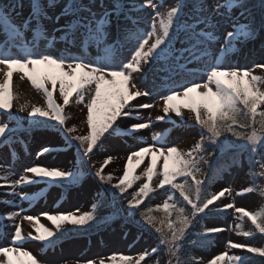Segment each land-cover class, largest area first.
I'll return each mask as SVG.
<instances>
[{"label":"snow or ice","instance_id":"obj_1","mask_svg":"<svg viewBox=\"0 0 264 264\" xmlns=\"http://www.w3.org/2000/svg\"><path fill=\"white\" fill-rule=\"evenodd\" d=\"M257 42L264 48V0H0V146L11 149L22 131L49 129L77 157L71 168L28 165L13 180L9 165L0 176V187L11 189L8 195L13 197L6 203L16 198L35 202V195L23 191L26 186L71 188L88 175L108 186L103 191L112 190L114 201L118 196L126 205L112 217L100 214V201L86 212L42 213L51 227L23 209L7 212L0 227L9 232L11 243L0 247V264H47L24 244L32 241L41 251L54 250L62 239L110 226L118 215L126 226L153 236L155 246L136 257L112 254L84 264H205L192 250L212 245L219 233L233 231L245 241L264 239V204L255 211L236 204L237 197L252 193L264 199V75L230 63L242 46ZM127 44L132 45L129 56L119 59ZM92 48L95 57L89 55ZM153 68L166 88L156 92L162 114L155 120L137 114V122L122 127V119L157 106L132 103L155 98V87L143 83ZM254 68L264 70V63ZM14 76L26 80L43 105L25 102L17 107ZM73 104L82 106V128L68 125L73 117L66 110ZM173 117L180 118L179 125ZM155 123L194 127L199 138L181 149L168 145L165 132L153 130L151 143L127 154L118 177L105 172L113 163L110 155L98 167L91 163L90 171L86 161L112 138L145 142L143 133ZM229 149L231 158L222 161ZM55 151L43 146L36 156ZM11 158L14 162L15 151ZM245 163L249 186L237 190L227 184L211 190L214 182ZM157 195L162 202L152 204ZM229 212L234 221L229 228L208 226L210 218ZM247 254L264 264V246L231 240L206 264H251Z\"/></svg>","mask_w":264,"mask_h":264},{"label":"rangeland","instance_id":"obj_2","mask_svg":"<svg viewBox=\"0 0 264 264\" xmlns=\"http://www.w3.org/2000/svg\"><path fill=\"white\" fill-rule=\"evenodd\" d=\"M6 2L12 1L6 0ZM139 2L140 0H137V3ZM161 2L171 3L172 0H161ZM24 11L25 14H27V8H25ZM141 27H144V25H141ZM131 48V44L125 45V47H123L120 52L123 53V55L119 56L118 58L123 59L128 57ZM73 54L80 55L79 52L75 51ZM89 55L91 57H95L97 55L96 49H90ZM230 63L233 66H239L241 68H252L255 74L264 75V70L254 68L255 64L264 63V48L261 47L259 42L255 44L244 45L239 49V52L233 57ZM145 68L148 69L149 66L146 65ZM160 76L161 75L156 71V69L153 68L148 70L147 74L143 78V83L149 88L155 87V98L141 97L132 102L133 104L137 105L140 103H153L157 106L153 109H140L138 110V113H134L132 118L122 119L119 121L122 127L137 122L135 119L137 114L142 118H146L147 116L151 115L153 120H155L157 115L162 114L159 112V104L157 103L159 97L156 95V92L166 90V88L162 84V77ZM137 79H139V77H137ZM185 82V80L179 79V83ZM172 86L174 87L175 85L173 84ZM14 90L19 95V99L15 102L17 107L19 104L25 102L43 105V99L41 95L32 89L26 80L21 82L18 76H14ZM81 107L82 106L78 107L73 104L69 109L66 110V112L71 114L73 117V119L68 121L69 126L75 124L78 128L83 127L81 124L83 119V114L80 110ZM16 114L26 118V113L17 112ZM0 119H3V117H0ZM173 119L177 122V125L180 124V118L173 117ZM185 119H187V114L185 115ZM13 126H15V122H13ZM23 127L27 128V123H24ZM169 129H171L170 132L168 131ZM42 130L34 129L30 133H24L22 131L19 134L17 140L13 143L11 149L6 146H0V165L4 166V168H0V176L6 174L5 169H7L9 165L14 168L15 172V174L10 177V180L18 178V175L23 173L24 168L32 164L60 168H71L73 166L77 158L75 155L76 150L72 148L70 151H67L62 137L53 133L49 129H45L44 131ZM153 130L165 132L167 135L168 145L178 146L181 149L189 148L191 144H193L195 140L199 138V130L194 127H177L171 124L155 123L154 129L146 130L143 133V135L146 137L145 142L133 140L125 141L112 138L105 145V147L93 157L92 161H87V164L90 166L91 163L97 162L98 167V162L110 155L114 158L113 163L105 169V172H112L118 177L122 174V168L124 166L125 157L127 154L131 150L145 146V143H151V132ZM43 146L54 147L57 149V151L37 158L36 153ZM12 151H15L16 153V159L14 162L11 158ZM91 170L94 171V169ZM248 171L247 164L245 163L242 168L232 170L231 176H226L211 190L217 191L222 186H226L227 184H232L237 190L249 186V180L247 176ZM84 179L80 184L65 189L61 188L59 185H55V188H50L48 185L44 184L26 186L23 191L27 192L30 196L35 195L37 197L35 202L29 204L27 201H21L16 198L15 202L10 205L12 207H6L5 210H2L1 208L0 209L2 212L19 211L23 209L24 214L40 216L41 222L46 226L51 227L50 223L44 220L41 216L42 213H68L76 212L77 210H79V212H86L90 210L93 203L100 199L101 195H106L104 192H102L103 189L94 177H89L85 180ZM1 182L3 183L2 180H0V183ZM113 182L115 183L116 181L114 180ZM63 189L69 190L64 191ZM17 191H20V189H17ZM129 191L131 192L132 190L130 189ZM98 193H100V196H98ZM7 198H9V200L13 199L11 196H8ZM63 200H65V203L62 206H58L59 202ZM161 202L162 197L159 195H157L155 200L151 201L152 204H158ZM227 202L228 200L223 201V203ZM236 204L238 207H244L248 210L255 211L261 206V204H264V199H262L257 194L252 193L247 194L244 197H237ZM117 207L119 209L126 207L124 200ZM103 215L106 217H112L113 213H106ZM207 223L208 226L229 228V226L233 225L234 221L232 219L231 212H229L224 216L212 217L207 221ZM110 224L112 225V229L108 228L106 231L92 236V238L70 239L69 241H64L62 244H60V246L57 245L54 250L50 249L41 251V246L38 243L32 241L26 242L24 247L36 255L38 259L47 261V264H64L65 261H67L68 264H73L75 261H79L80 264H84V262L89 259L107 257L112 254L133 256L136 253V255H138L145 249H150L156 244L155 238L153 236L146 232L139 231L134 225L126 226L123 219L118 220L115 217L111 220ZM247 227L248 226L246 225V228ZM23 228L25 232L30 230L27 222L24 223ZM5 233L6 237L3 238L0 236V247L9 246L11 243L9 232ZM229 240L237 243H249L255 246H264V239H261L259 236L245 241L244 238L237 236L233 231H224L217 235L208 252L193 250L191 254L203 258V261L206 264L210 258L225 250L226 243ZM234 251H236V254H241L237 250ZM251 264L256 263L255 261H251Z\"/></svg>","mask_w":264,"mask_h":264},{"label":"trees","instance_id":"obj_3","mask_svg":"<svg viewBox=\"0 0 264 264\" xmlns=\"http://www.w3.org/2000/svg\"><path fill=\"white\" fill-rule=\"evenodd\" d=\"M234 143H239V141H233ZM228 156H230V157H228V158H226L225 160H229L230 158H231V156L232 155H228ZM222 159V161L224 160V157H222L221 158ZM75 235H77V234H75ZM259 259V258H258ZM261 262V261H260Z\"/></svg>","mask_w":264,"mask_h":264},{"label":"bare ground","instance_id":"obj_4","mask_svg":"<svg viewBox=\"0 0 264 264\" xmlns=\"http://www.w3.org/2000/svg\"><path fill=\"white\" fill-rule=\"evenodd\" d=\"M133 256L136 257L137 256L136 253Z\"/></svg>","mask_w":264,"mask_h":264}]
</instances>
